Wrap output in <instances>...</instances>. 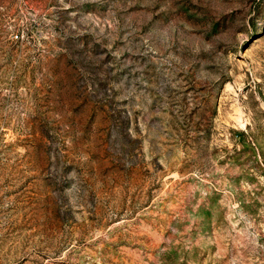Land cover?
<instances>
[{
	"label": "rangeland",
	"instance_id": "obj_1",
	"mask_svg": "<svg viewBox=\"0 0 264 264\" xmlns=\"http://www.w3.org/2000/svg\"><path fill=\"white\" fill-rule=\"evenodd\" d=\"M0 264H264V0H0Z\"/></svg>",
	"mask_w": 264,
	"mask_h": 264
}]
</instances>
